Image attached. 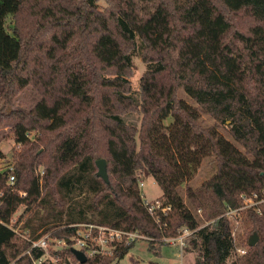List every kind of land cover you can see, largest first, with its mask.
I'll return each instance as SVG.
<instances>
[{"label":"trees","instance_id":"16d2710c","mask_svg":"<svg viewBox=\"0 0 264 264\" xmlns=\"http://www.w3.org/2000/svg\"><path fill=\"white\" fill-rule=\"evenodd\" d=\"M136 56L147 68L134 87ZM28 88L36 102L21 106ZM3 125L23 149L3 169L0 147V264H120L135 243L126 235L110 251L83 246L78 261L72 238L88 224L138 232L156 256L188 227L195 264H264V203L246 210L260 239L244 254L223 215L264 184V0H0ZM206 157L214 174L186 191L202 226L179 187ZM101 158L109 182L96 174ZM147 176L171 205L159 219L141 194ZM75 190L93 194L91 218L48 214L38 232L30 215L47 200L62 218ZM47 234L69 239L52 252L58 263L34 245Z\"/></svg>","mask_w":264,"mask_h":264},{"label":"rangeland","instance_id":"374dc122","mask_svg":"<svg viewBox=\"0 0 264 264\" xmlns=\"http://www.w3.org/2000/svg\"><path fill=\"white\" fill-rule=\"evenodd\" d=\"M134 63H135V74L132 77V82L134 87H137L140 77L142 74L145 72L147 65L146 63L142 60L140 56H136L134 58ZM36 94L31 88L26 89L22 95L20 96V101L19 104L21 106H29L31 104H34L36 102ZM204 122L205 124H213L215 121L213 118H211L208 115H203ZM223 133H226V130L224 127H221L220 129ZM0 147L3 150L5 157L3 158L2 162V167L3 169L10 168L11 166L14 165L15 161V152H19L21 149H23V146L20 144H17L13 138V134L11 131V128L9 125H3L0 126ZM216 166L212 162L211 157H206L202 160L196 171L194 172V175L190 180L187 182L183 183L179 187V191L184 198L185 202L188 204L192 212L196 215V217L199 219L202 225H204L207 220H204L202 216L198 213V209L194 207L188 198L187 195V187L188 185L191 186L193 189H197L200 187V185L210 178L214 172H215ZM37 171L40 175L43 173V166H39L37 168ZM143 182V185L141 184ZM140 182V190L143 198L146 201H155L159 196L162 195V190L159 186V184L156 182L153 176H147L143 177L142 181ZM92 193L88 192H83L79 193L78 190H75L73 193L70 195H66L65 200H66V207L63 209L62 213V218L60 217L61 213H57V206H53L52 202H47V200L44 202L45 206L44 208L34 211L30 216H32V222L36 225L39 226L38 232H41L44 230L45 226H40V223L43 218L47 217L46 215L50 214L52 216V219L49 221V223H55V220L62 223L63 225L66 223V220L68 219V216L71 215V211L74 213H77L78 209H86L85 214L87 217L91 218V214L93 213V208L90 206V203L92 201ZM52 201V200H50ZM25 207L21 206L17 212V214H21L24 211ZM26 220V219H25ZM231 227H232V232L234 233V239H235V251L237 254H241L239 252L240 248H245L246 250L248 249V240L250 236L256 232L252 231L250 227V223L246 217V211H242L239 215L235 216V218H231ZM24 226V222L20 227H18V230L22 229ZM89 231L88 228L82 229L80 232L82 235H85ZM258 233V232H257ZM106 236H109L108 233H106ZM93 235V234H92ZM259 235V234H258ZM49 234L45 235L44 237L48 241L46 246V255L44 258L50 259V261H54L55 263H58L59 260L56 258L52 252L55 250L59 251H64V248L69 245L66 241L63 239H57V238H48ZM43 237V238H44ZM172 237L169 238L168 241H171ZM74 241L72 246L80 249L79 243L80 240H82V236L80 238H72ZM191 236L187 241H192ZM260 239V235H259ZM42 241V240H41ZM89 241H94L93 243H96L100 245L101 249H105L110 251L111 247L108 246V244H104L102 239L96 238V237H91ZM191 243L189 242L188 245ZM180 249V246L178 244L170 243L169 244H164L161 246V253L160 256H156L154 252L149 249V241L145 237H138L135 238V243L133 247L130 249V251L120 259V264H148L150 261H156L158 264H177L179 259H177L176 252ZM82 250V249H81ZM195 256H197V252H194ZM186 261L185 264H194V261L192 260L191 255H186Z\"/></svg>","mask_w":264,"mask_h":264},{"label":"built area","instance_id":"2783aa9c","mask_svg":"<svg viewBox=\"0 0 264 264\" xmlns=\"http://www.w3.org/2000/svg\"><path fill=\"white\" fill-rule=\"evenodd\" d=\"M14 181V175L10 176V182L13 183ZM141 184L143 185V182H141ZM242 199H243V204L240 207L237 208H229L227 209V211L223 214L226 215L229 219L231 218H235V216L239 215L242 211H246L250 208H253L254 210H256L258 213L261 212V204L264 203V184L262 186V188L260 189V191H256L254 193H252L251 195H247V194H243L242 195ZM145 203L147 205H149V210L151 211L152 216L155 219H159L160 217V213L163 214H167L169 210H171V205L167 204V203H163L161 200H155L153 201H146ZM198 213L201 215L202 211L201 209H198ZM208 222H206L204 225H207ZM202 225V226H204ZM87 228L89 229V231L87 233H85V235H82V233L80 231H78V234L76 236H74V238L78 237L80 238L82 236V240H80L79 243V247L80 249H82L83 246H89L92 245L94 241H89L91 237H96V238H100L102 239L104 244H109L111 241L115 240V239H120L123 235H126L127 238L132 241L135 240V238L138 237H145L146 236L138 233V232H127V231H123V230H119V229H114L108 226H102V225H94V224H88ZM93 229H97V233L93 234ZM194 230L188 228V227H184L180 230V233L175 236L172 237L170 240L168 241L169 238H165L166 241L170 242V243H174V244H178L181 248H184L187 240L190 238V236L193 234ZM108 233L109 236H106ZM93 234V235H92ZM234 235V233H233ZM42 240V241H41ZM46 238L42 237L39 240H37L36 242H34V245H40L42 247H44V245L46 246ZM65 241V240H64ZM97 246H99L100 251H103V249H101L100 245H98L96 243ZM105 250V249H104ZM97 249L92 248L90 251H88L89 253H94L96 252ZM247 250L245 248H240L239 252L241 254H244ZM43 261V257L39 258L35 261V264H41V262Z\"/></svg>","mask_w":264,"mask_h":264},{"label":"water","instance_id":"95a60500","mask_svg":"<svg viewBox=\"0 0 264 264\" xmlns=\"http://www.w3.org/2000/svg\"><path fill=\"white\" fill-rule=\"evenodd\" d=\"M96 165L98 168L96 172L97 176L102 178L104 181L109 182L106 159L105 158L98 159L96 161ZM258 241H259V235L257 232H254L248 240L249 246H254ZM66 242L69 243V239H67ZM71 251L76 256V258L80 263H84L87 260V255L83 250L71 246Z\"/></svg>","mask_w":264,"mask_h":264},{"label":"crops","instance_id":"0c3cea01","mask_svg":"<svg viewBox=\"0 0 264 264\" xmlns=\"http://www.w3.org/2000/svg\"><path fill=\"white\" fill-rule=\"evenodd\" d=\"M177 257V260L178 263L177 264H185V261H186V258L187 256L186 255H191L192 256V260L194 261V264L196 262V256H195V253L193 251H187L185 250V248H181L175 253Z\"/></svg>","mask_w":264,"mask_h":264}]
</instances>
